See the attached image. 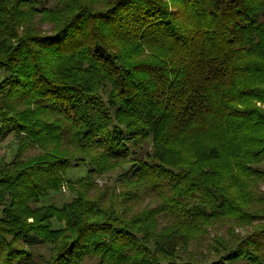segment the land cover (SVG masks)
<instances>
[{"label": "trees", "instance_id": "trees-1", "mask_svg": "<svg viewBox=\"0 0 264 264\" xmlns=\"http://www.w3.org/2000/svg\"><path fill=\"white\" fill-rule=\"evenodd\" d=\"M8 137L0 264H264V0H0Z\"/></svg>", "mask_w": 264, "mask_h": 264}, {"label": "rangeland", "instance_id": "rangeland-1", "mask_svg": "<svg viewBox=\"0 0 264 264\" xmlns=\"http://www.w3.org/2000/svg\"><path fill=\"white\" fill-rule=\"evenodd\" d=\"M10 143V137L2 140V143H0V156H2L3 154H7L8 159L10 157V152L12 154L13 149H11L10 151L7 152L6 146H9ZM128 147L130 148L131 151L135 152L134 158L138 159L140 157H142L144 155V153L146 151L149 150L150 148V143H148V141H144L142 144L140 145H134L133 143H127ZM259 168L264 169V163H262ZM87 171V167L84 164L78 165V166H71L65 175V179L67 181H75L77 178L80 177H84ZM115 172H120V170H116ZM115 172L111 173V174H107L104 177L98 178V182L101 183V181H105V177H110V176H115ZM65 188V191L62 192V188L61 190H59L58 192L52 193L55 198L53 203L56 204H60L65 202L66 200H69L71 197V194L68 192V189L66 186H63ZM262 189H264V185H262ZM28 222H30V220H28ZM62 226L61 223L53 221L52 222V227L53 229H58ZM235 232H240V234H245L248 230V228H237L236 230H234ZM32 255L33 256H37L39 254L43 255V258L48 260L50 257V251L48 250V248H44L43 246H38L36 248H33L32 250ZM98 260L95 257H86L83 259V264H97ZM234 264H247L245 262H240V261H236Z\"/></svg>", "mask_w": 264, "mask_h": 264}, {"label": "crops", "instance_id": "crops-1", "mask_svg": "<svg viewBox=\"0 0 264 264\" xmlns=\"http://www.w3.org/2000/svg\"><path fill=\"white\" fill-rule=\"evenodd\" d=\"M54 196L55 195H53V194L50 195V197H49L50 201L54 202V200H55Z\"/></svg>", "mask_w": 264, "mask_h": 264}, {"label": "built area", "instance_id": "built-area-1", "mask_svg": "<svg viewBox=\"0 0 264 264\" xmlns=\"http://www.w3.org/2000/svg\"><path fill=\"white\" fill-rule=\"evenodd\" d=\"M65 191V188L64 187H62V192H64Z\"/></svg>", "mask_w": 264, "mask_h": 264}]
</instances>
